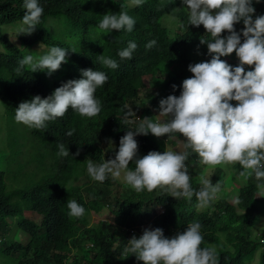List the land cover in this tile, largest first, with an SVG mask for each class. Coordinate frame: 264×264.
<instances>
[{"label":"trees","instance_id":"obj_1","mask_svg":"<svg viewBox=\"0 0 264 264\" xmlns=\"http://www.w3.org/2000/svg\"><path fill=\"white\" fill-rule=\"evenodd\" d=\"M129 2L38 0L44 9L39 25L31 35L18 34L17 42H13L3 34L2 27L21 24L26 11L24 0H0V42L4 46L0 53V98L6 115L15 117V109L21 102L37 95L47 98L67 81L81 79L82 70L103 71L108 77L94 94L101 101L98 115L82 117L70 108L62 118L47 122L46 129H30L33 138L44 141L48 150L45 154L48 153L52 161L50 170L43 172L42 160H35L36 173L28 174L33 185L11 190L6 173L0 170V238L16 228L10 222L17 219L18 228L28 239L7 244L2 253L17 255L18 264H68L70 259L71 264H142L130 253H123L125 245L135 236L129 235V230L139 228L143 232L161 228L165 237L171 238L185 231L188 223L195 220L202 225L201 247L214 246L218 264H252L256 256L258 264H264V235L253 237L254 228L264 216V199L258 197L256 185L264 181H257L254 176L231 174L227 184L233 185L237 179L244 183L237 189L239 203L234 204L223 196L213 201L210 209L200 211L195 196L190 201L174 199L162 187L137 192L111 175L101 183L92 180L87 173V159L99 164L115 158L121 137L139 124L136 118L155 117L147 107L148 99L178 97L183 80L192 76L188 66L212 58L207 45L200 43L201 39L210 41V34L202 25L197 28L188 24V10L179 9L184 7L181 0H144L142 5L134 7ZM252 6L255 8L253 19L264 15V0L258 3L253 0ZM122 7L136 21L133 31L100 32L97 26L102 16L109 12L118 14ZM166 15L180 22L179 32L172 34L162 23ZM234 27L238 33L242 32L243 22ZM221 35L226 37L228 33ZM152 40L156 45L146 48ZM130 41H134L137 48L131 59L122 60L118 52L127 48ZM53 46L68 50V62L59 70L50 76L47 70L32 73L27 66L16 71L18 60L28 54L44 55ZM102 54L115 59L118 68L102 66L97 60ZM228 57L221 60L233 67L239 65L238 58L228 60ZM164 65H175V74H168L166 78L159 75ZM251 70L253 68L245 66V72ZM173 85H176L175 91ZM129 111H133L136 118L129 117L132 122L125 123L124 117ZM70 130L73 131L71 137L66 135ZM136 140L138 158L152 151L161 154L165 151V143L151 133L136 136ZM59 143L65 144L68 157L57 155ZM187 151L190 184L199 190V172L194 168L198 156L191 149ZM128 168L135 169L134 161ZM231 168L236 173L242 170L239 164H232ZM224 175L221 168H215L212 183L220 180L225 185ZM81 176L88 181L83 185L74 184ZM15 198L18 200L14 201ZM68 200L80 204L85 209L84 215L70 216ZM160 208L163 213H158Z\"/></svg>","mask_w":264,"mask_h":264},{"label":"clouds","instance_id":"obj_2","mask_svg":"<svg viewBox=\"0 0 264 264\" xmlns=\"http://www.w3.org/2000/svg\"><path fill=\"white\" fill-rule=\"evenodd\" d=\"M143 3L144 0H130L128 4L134 7ZM181 3L184 7L179 9L188 10V24L197 28L202 25L210 34V41L201 39L200 43L207 45L211 60L188 66L192 76L183 80L178 97L169 95L160 100L158 116L139 119L133 111L127 112L124 122L131 123L128 118L135 116L139 124L121 137L114 159L99 164L87 159V173L92 180L101 183L109 175L116 179L123 173L124 182L137 192L145 189L151 192L162 187L174 199L187 198L190 201L195 196L197 206L206 207L218 199L223 182L218 180L213 184L211 178L201 175V187L193 189L186 164L188 149L197 154L202 165L239 164L242 169L240 176H254L257 181H264V15L253 19V0H181ZM23 7L26 11L18 33L31 35L39 25L44 9L38 0H24ZM241 21L243 30L238 33L234 26ZM135 23V19L122 7L118 14L109 12L103 15L97 27L106 34L122 29L131 32ZM224 32L228 33L226 37L221 35ZM156 43L152 40L145 47L151 49ZM136 48L137 44L130 41L118 56L122 60L131 59ZM233 53L239 60L235 67L221 60V57ZM67 55L68 50L53 46L44 55L28 54L18 60L16 71L27 66L32 73L47 70L50 76L68 62ZM97 60L109 69L119 66L115 59L104 54L97 56ZM245 66L253 70L245 72ZM81 76V79L62 84L47 98L37 95L21 102L15 109V121L29 128L44 130L47 122L62 118L70 108L82 117L98 115L101 101L94 94L108 77L105 72L92 69L82 70ZM172 87L175 91L176 85ZM232 101L236 102L235 106ZM160 117L166 118L164 122H159ZM149 133L165 143V151L162 154L152 151L138 158L136 136ZM66 135L71 137L73 131ZM175 137L184 138L183 153L166 150L169 142L171 146L175 144L171 142ZM109 143L112 144L111 141ZM57 147L58 156H69L64 143ZM133 161L135 169L129 170L128 166ZM228 177L231 178L230 174ZM256 188L258 197L264 198V183H257ZM235 202L239 203V200ZM67 208L72 217L85 213L75 200H68ZM201 227L198 221L193 220L185 231L171 238L165 237L161 228L143 232L139 228L129 230V235L135 236L125 245L123 253H130L142 264H218L216 248L212 245L201 247L204 242Z\"/></svg>","mask_w":264,"mask_h":264},{"label":"rangeland","instance_id":"obj_3","mask_svg":"<svg viewBox=\"0 0 264 264\" xmlns=\"http://www.w3.org/2000/svg\"><path fill=\"white\" fill-rule=\"evenodd\" d=\"M160 1H165V0H160ZM163 24L166 27H168V29L172 34H174V32L176 31L179 32L181 30L180 22L170 15H166L163 18ZM19 26H20L19 23L13 24V26L5 25L4 27H2V32L3 34H6L11 41L17 42L18 34H19L18 33ZM3 51H4V46L0 42V53H2ZM233 57H235V59L237 58L236 55L234 54L232 56L230 55L227 59L231 60L233 59ZM164 66L165 68H161L158 71L159 75H162V77L166 78L168 74H172V75L175 74L176 71L175 65L173 66L164 65ZM160 100L161 98L158 100L155 99L152 100V98L147 100L149 102V105L147 107H149L152 110L155 116L159 115ZM143 117L145 116H141V119H143ZM165 119H166L165 117H160L159 122H164ZM30 129L32 128H29L22 123H17L14 117L5 114V108L0 98V170H3L6 173L7 185L11 190L21 189L33 185V181H32L33 179L32 177L28 176V174H33V172L36 173L37 163L35 162V160L38 159L42 160L41 168L43 172L45 171L47 172V169L50 170L52 161L49 157H47L48 153L47 155L45 154L46 152H48L47 147L45 146L44 141L32 137L30 133ZM183 139L184 138L180 139L178 137L172 138L171 142H174L175 144L171 146L169 142L168 143L169 147H167L166 150H172L175 152L183 153L185 151L183 147ZM231 165L232 164L217 165L220 166L225 171L223 181L226 182L225 185H222L223 187L221 192L219 193L218 199L224 196L226 199H228V201L235 204L236 203L235 200L237 199V189L239 187H242L244 183L241 180L237 179V181L234 182L233 185L230 183L227 184L228 182L227 178L229 174L230 175L237 174V176L240 177L239 173H236V171H234V169L231 168ZM215 167L202 165L199 162L195 164L194 168L197 170V172H199L197 182L200 183L199 177L201 175H204L212 179ZM116 179H119V182L121 184H126L123 180V173L120 178H116ZM75 181L74 184L83 185L88 180L84 178V176H81L80 178L77 177ZM131 190H135V189L131 188ZM218 199H216L214 203ZM17 200H18L17 198L14 199V201ZM15 208H17V206ZM197 208L200 211H206L210 209V205L206 207L197 206ZM161 211L162 209L160 208L158 213H161ZM24 214L26 218L27 216H29L27 215V211H25ZM10 223L13 224V226L16 228L13 229V231L9 235L0 238L1 241L0 264H18L19 258L17 255L11 254L8 256L2 253L1 250L4 248V246H6L9 243L12 244V242H16V241H24V242L28 241L25 232L22 231L20 228H18L17 219H15L14 222H10ZM254 229H255L253 230L254 238L256 237V235L257 236L264 235V216L261 217V220ZM71 261L72 259L68 261V264H71ZM252 264H258L257 256L255 257V260L252 262Z\"/></svg>","mask_w":264,"mask_h":264}]
</instances>
